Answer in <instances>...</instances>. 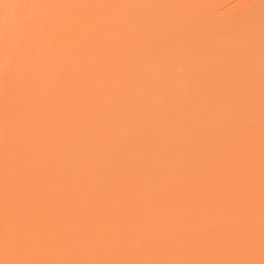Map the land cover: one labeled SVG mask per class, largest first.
Segmentation results:
<instances>
[{"label": "bare ground", "instance_id": "6f19581e", "mask_svg": "<svg viewBox=\"0 0 264 264\" xmlns=\"http://www.w3.org/2000/svg\"><path fill=\"white\" fill-rule=\"evenodd\" d=\"M19 2L56 7H0V261L259 260L264 0Z\"/></svg>", "mask_w": 264, "mask_h": 264}, {"label": "snow or ice", "instance_id": "6c2138e0", "mask_svg": "<svg viewBox=\"0 0 264 264\" xmlns=\"http://www.w3.org/2000/svg\"><path fill=\"white\" fill-rule=\"evenodd\" d=\"M0 7L5 9V23H11L17 27L20 34L24 38L31 37L32 24H39L43 21L38 18H27L24 15V10L30 8H52L55 5H30L23 2H16L13 4H3ZM244 8L247 5H240ZM8 9H13L15 15L9 17ZM249 258L246 259H230V260H198V261H140V260H14V261H0V264H264V190H262V223H261V242H260V259L254 258L253 246L249 245Z\"/></svg>", "mask_w": 264, "mask_h": 264}]
</instances>
